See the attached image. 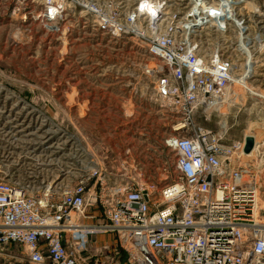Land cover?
Listing matches in <instances>:
<instances>
[{"label":"built area","instance_id":"built-area-1","mask_svg":"<svg viewBox=\"0 0 264 264\" xmlns=\"http://www.w3.org/2000/svg\"><path fill=\"white\" fill-rule=\"evenodd\" d=\"M10 1L13 11L29 14L38 6L35 19L51 34L60 32L73 5L101 34L134 38L146 58L142 73L180 117L163 140L174 178L157 189L99 166L79 140L62 134L54 142L51 129L38 134L30 121H19L21 112L48 111L10 85L16 77L0 81V116L9 115L0 122V255L13 245L22 252L5 256L17 264H87L67 245L68 233L81 232L111 235L108 240L119 243L110 264L120 257L121 264H264V220L253 166L241 163L244 138L226 144L193 120L198 108L215 107L218 99L234 103L236 87L261 96L247 85L250 44L261 40L240 12L247 0H189L173 10L167 0ZM201 32L233 37L243 61L225 54L227 47L203 51L195 42ZM9 148L16 162L9 161Z\"/></svg>","mask_w":264,"mask_h":264},{"label":"rangeland","instance_id":"rangeland-1","mask_svg":"<svg viewBox=\"0 0 264 264\" xmlns=\"http://www.w3.org/2000/svg\"><path fill=\"white\" fill-rule=\"evenodd\" d=\"M99 2L108 5L110 0ZM167 4L173 10L189 6V0H167ZM28 10L13 11L10 0H0V81L16 77L18 81L10 85L48 111L43 115L21 112L19 121H30L38 134L51 129L54 142L62 134L79 140L99 166L111 172L121 170L133 181L153 183L158 189L174 178L173 156L163 148V140L180 116L167 101L157 98L153 81L142 73L146 58L141 44L130 36L101 34L78 6L68 9L58 34L41 28L35 19L38 6H33L35 14ZM240 12L261 33V40L250 44L255 68L247 85L262 97L236 87L234 103L226 105L218 99L215 107L198 108L193 120L226 144L247 135L260 143L241 163L253 166L260 219L264 220V0H247ZM195 39L206 53L211 46L227 47L225 54L237 63L243 61L233 51V37L224 41L221 36L201 32ZM8 116H0V122ZM9 151H14L9 161L16 162L17 152ZM121 160L126 161L125 168ZM9 166L17 172L18 166ZM108 239L111 235L70 232L67 245L87 264H110V251L121 247ZM2 248L0 264H17L5 255L22 250L13 245ZM122 259L114 258L111 264H121Z\"/></svg>","mask_w":264,"mask_h":264},{"label":"bare ground","instance_id":"bare-ground-1","mask_svg":"<svg viewBox=\"0 0 264 264\" xmlns=\"http://www.w3.org/2000/svg\"><path fill=\"white\" fill-rule=\"evenodd\" d=\"M83 37V36H82ZM246 63H244V67L246 66L245 65ZM254 68H255V60H252V63L250 62L249 63V65L247 66V67H245V70L247 71V75L249 76V78L251 77V73H254ZM244 70V72H243V75H242V77L244 78V76H245V71ZM245 139V138H244ZM244 139H243V141H244ZM254 143H255V145H256V139L254 138ZM254 151H255V147L251 150V152L250 153H248V154H245V156H250V155H252V153H254ZM84 228H87V230H89L88 232H90V231H93L94 230V228H92V227H84ZM84 228H83V230H84ZM86 232V231H85Z\"/></svg>","mask_w":264,"mask_h":264},{"label":"water","instance_id":"water-1","mask_svg":"<svg viewBox=\"0 0 264 264\" xmlns=\"http://www.w3.org/2000/svg\"><path fill=\"white\" fill-rule=\"evenodd\" d=\"M244 142L245 144H244L243 152L245 154H248L251 152V150L254 147V137L252 135H247L245 136Z\"/></svg>","mask_w":264,"mask_h":264}]
</instances>
